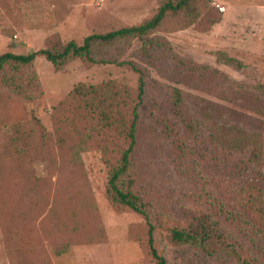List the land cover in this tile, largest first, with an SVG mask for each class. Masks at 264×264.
Segmentation results:
<instances>
[{
	"label": "rangeland",
	"instance_id": "1",
	"mask_svg": "<svg viewBox=\"0 0 264 264\" xmlns=\"http://www.w3.org/2000/svg\"><path fill=\"white\" fill-rule=\"evenodd\" d=\"M161 1L0 0V54L26 55L54 42L78 45L88 35L136 26ZM259 4L264 0H199L192 22L183 13L162 21L146 58L135 40L92 51L95 60H127L143 73L126 178L146 204L153 247L166 264H237L219 243L206 251L168 238L174 227L213 223L234 250L264 264V203L251 213L241 201L242 192H253L264 202V173L223 140L210 141L230 127L261 132L264 115L235 100L252 94L264 109ZM31 70L38 91L29 100L0 90V264H154L146 222L110 206L97 137H86L88 127L65 109L78 105L67 98L77 85L109 83L135 101L137 74L79 59L55 71L42 57ZM174 88L181 103L173 101ZM240 90L250 94L237 95ZM14 126L29 138L23 158L4 155ZM79 138L82 148L72 160L70 147Z\"/></svg>",
	"mask_w": 264,
	"mask_h": 264
},
{
	"label": "trees",
	"instance_id": "2",
	"mask_svg": "<svg viewBox=\"0 0 264 264\" xmlns=\"http://www.w3.org/2000/svg\"><path fill=\"white\" fill-rule=\"evenodd\" d=\"M198 1L163 0L159 3L154 16L149 20L136 26L121 27L103 34L88 35L78 45L72 41L61 45L54 42L50 47L26 55H16L8 52L0 54V90L6 89L8 92L26 100H29L31 95L35 96L38 91L36 77L31 70V64L35 57L44 58L55 71H59L67 61L79 59L93 64H112L137 74L135 101L131 99L133 104H130L131 101L123 88L116 89L109 83L88 88L77 85L67 98H70L72 102L77 101L78 105L75 103V105L65 109L72 114L78 125L88 127L85 131L86 137L92 134L97 137L101 161L106 168L105 196L110 206L116 210L131 211L141 216L146 222V245L154 264L166 263L153 247V227L148 220L146 204L132 192L131 182L126 178L130 166V157L135 146L136 110L138 105L141 104L144 76L142 71L130 61L95 60L92 58V51L95 48L112 47L116 43H130L135 40L140 45V54L146 58V47H149L150 51L154 49L156 44L154 37H151V35L162 27V21L169 15L175 16L183 13L186 14L187 24L192 22L196 13H198ZM230 62L234 61L227 59V63ZM236 94L247 95L250 92L240 90ZM251 95L248 96L249 99L247 100H235L244 108L250 109L256 114L264 115V109L258 106L257 101L251 100ZM172 97L175 104L182 102L180 91L176 88L172 89ZM32 121L38 125L37 120L32 119ZM8 138L4 155L13 159L23 158L29 140L28 135L21 132L17 126H14V130ZM219 139L224 141L222 144H225L226 147L247 155L248 160L258 166L264 173V120L260 133H247L237 127H230L223 136L215 132L210 141L213 145H217ZM81 141V138H79L70 147V158L72 160L76 159L78 150L82 148ZM41 142L43 143V140ZM42 143L39 148L40 153H44L45 145ZM241 196V201L250 206L251 213L255 212L254 207L261 208L264 203L259 193L256 195L253 192H242ZM215 225L213 223L212 225H190L186 228L174 227L170 229L168 238L173 244L191 245L206 251L211 248L213 242L219 243V245L229 249V252L235 256L237 264H259L254 257L247 255V253L243 255L239 250H234L232 245L225 241L223 235L216 232Z\"/></svg>",
	"mask_w": 264,
	"mask_h": 264
},
{
	"label": "built area",
	"instance_id": "3",
	"mask_svg": "<svg viewBox=\"0 0 264 264\" xmlns=\"http://www.w3.org/2000/svg\"><path fill=\"white\" fill-rule=\"evenodd\" d=\"M215 7L217 8V10H218L219 12H222V11H223V7L218 6V5H215Z\"/></svg>",
	"mask_w": 264,
	"mask_h": 264
},
{
	"label": "crops",
	"instance_id": "4",
	"mask_svg": "<svg viewBox=\"0 0 264 264\" xmlns=\"http://www.w3.org/2000/svg\"><path fill=\"white\" fill-rule=\"evenodd\" d=\"M258 7H264V4H259L257 5ZM263 30H264V26H263Z\"/></svg>",
	"mask_w": 264,
	"mask_h": 264
}]
</instances>
